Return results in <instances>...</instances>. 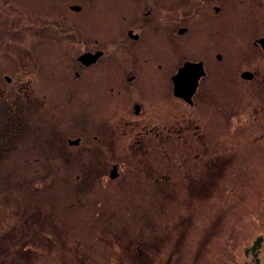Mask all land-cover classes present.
<instances>
[{
    "label": "flooded vegetation",
    "instance_id": "af4514ba",
    "mask_svg": "<svg viewBox=\"0 0 264 264\" xmlns=\"http://www.w3.org/2000/svg\"><path fill=\"white\" fill-rule=\"evenodd\" d=\"M5 3L15 17L11 18V35L5 33L7 17L0 24V190L19 169H69L74 163L72 154H78L77 147L84 138L81 129L85 118L116 117L102 127L104 130L115 121L114 132L121 129L120 134L95 140L98 146L111 148L98 147L102 155L96 163L98 169H107L100 173L107 184V179L121 177L125 186L141 187L142 195L144 187L157 186L170 188L175 198L180 190L203 184L210 186L203 190L208 198L214 184L212 170L218 162V167H223V157L213 160L212 117L221 111L223 117H254L264 125V65L260 61L252 69L246 66L253 58L248 56L244 66L236 70L247 85H240L239 92L235 89L238 98H233V107H229L228 95L211 99L203 93L201 83L208 73L205 57L180 54L179 50L180 39L190 35L198 24L205 30L199 44L210 50L224 68L225 55L240 49L246 39L251 45L258 43L264 54V33L253 34L252 28L264 27V0ZM84 23L97 30L86 31ZM24 26L29 27L30 40L21 45L17 38L21 36L15 32ZM206 37H217L218 41L208 42ZM198 61L203 72L195 85L185 83L176 91L174 74L180 69L199 73ZM186 62L194 65L181 68ZM7 63L12 67L5 70ZM144 68H170L169 86H160L162 95L150 100L145 99L140 79ZM75 124L78 128L71 129ZM67 180L66 176L63 181ZM134 193L131 198L122 196L130 202L126 212L135 217L134 202L140 200ZM190 196L187 192L183 195L186 199ZM166 200L181 203L179 199ZM178 214L171 223L180 218ZM143 228L138 225L134 231L142 233Z\"/></svg>",
    "mask_w": 264,
    "mask_h": 264
},
{
    "label": "rangeland",
    "instance_id": "374dc122",
    "mask_svg": "<svg viewBox=\"0 0 264 264\" xmlns=\"http://www.w3.org/2000/svg\"><path fill=\"white\" fill-rule=\"evenodd\" d=\"M235 9L238 10L236 6ZM226 12L227 9L224 15ZM6 17L5 33L11 35V18L15 16L5 0H0V24ZM73 17L76 19L78 13ZM17 18L22 20L20 16ZM83 27L90 32L97 30L96 26L89 28L86 23ZM252 28L253 34L264 33L263 26ZM204 32L196 24L190 35L180 39V54L205 57L208 73L201 83L204 95L211 99L228 95L226 102L233 107L231 100L238 98L236 91L247 85L236 70L244 66L248 56L253 58L246 66L254 69L259 61L264 65V54L258 49V43L251 45L246 39L240 49H233L225 55L224 68L217 64L210 50L206 51L199 44ZM29 33L27 26L15 32L21 36L17 37L21 39V45L29 44ZM206 40L215 42L218 38L206 37ZM4 67L6 70L12 66L7 63ZM169 69L144 68V76L141 75L140 79L145 99L162 95L160 86L168 87L170 84ZM237 108L241 109V106ZM221 113L212 117L211 149L214 161L223 157V167H218L221 164L218 162L212 170L214 184L208 198L203 190L210 186L197 183H193L198 186L191 189L185 190L184 187L177 198L172 197L170 188L157 186L144 187L155 193L148 191L142 195L141 187L125 186L126 181L121 177L114 181L107 179L111 185L107 184L100 175L107 169H98L96 163L102 155L98 147L111 148L98 146L95 140L109 134H120L121 129L116 134L115 121H111L110 127L103 130L102 125H108L110 119L115 120L116 117H97L96 120L87 117L81 129L84 138L77 147L78 154L75 151L72 154L74 163L69 164V169L37 168L32 169L33 172L19 169L10 182L2 184L0 219L9 214H13L9 216L12 219H15L14 215L25 219L24 224H16V230L26 236L28 243L35 245L41 264V259H47L51 264H70L72 257L77 264H242L243 261L246 264H264V125H259L254 117H223ZM236 113H239L238 109ZM74 128H78L77 124L71 129ZM109 141L108 137L106 142ZM12 170L4 172L10 174ZM45 176L50 180L47 184ZM66 176L68 180L63 181ZM55 177L59 180H54ZM93 182L97 184V192L107 186L119 187L120 192L114 190L115 200L122 199L123 194L131 198L135 190L134 194L140 200L134 202L136 216L126 212L130 208L128 202L125 221L119 219L120 212L116 209L104 208L108 201L114 203L113 197L103 192L96 193ZM139 188L141 190L137 192ZM185 192L191 194L190 198L183 197ZM162 194L165 195L163 199H179L181 203L163 200L160 198ZM94 198L101 200L99 206L93 203ZM2 200L12 207L14 202H18L17 209L4 208ZM92 206H98L95 212H92ZM3 208L7 210L2 213ZM178 212L180 218L171 223ZM138 225L144 226V232L134 231ZM101 228L104 229L98 232ZM106 235L109 236L104 238ZM257 235H261L262 240L254 258L251 250L247 252L245 248L253 244ZM50 249L51 252L48 251Z\"/></svg>",
    "mask_w": 264,
    "mask_h": 264
},
{
    "label": "trees",
    "instance_id": "16d2710c",
    "mask_svg": "<svg viewBox=\"0 0 264 264\" xmlns=\"http://www.w3.org/2000/svg\"><path fill=\"white\" fill-rule=\"evenodd\" d=\"M56 171V170H54ZM58 177V176H57ZM52 178V177H51ZM56 179V177L54 178ZM93 186L95 189L96 193H104L106 196H112L114 203L112 204V201H108L105 205L104 208L106 207H111L113 209H116L117 211L120 212V215L118 216L121 221H125V207H126V199L123 197L122 199L119 198L118 200L114 199V193H116L114 190L117 189L119 192V187L116 186H107L105 188H101L97 192V184L96 182H93ZM107 188L109 190L105 191ZM141 190L140 188L136 190L137 192ZM148 191L152 194L155 193L154 191H151L148 187ZM146 188L144 189V192H148ZM107 192V193H106ZM124 196H127L123 194ZM103 196V195H102ZM156 196H159L156 194ZM165 198V197H163ZM162 198V199H163ZM166 200V199H163ZM15 201V200H14ZM101 200L100 199H93V203L97 204L98 206L100 205ZM130 204V202H128ZM18 202L13 203V207L10 205H7L4 203V208L6 207L7 209H12L13 211L17 209ZM98 206L93 207L92 206V212L96 211V208ZM147 208H149V204L146 203ZM2 209V213L4 210L7 209ZM13 216V214H9V216ZM109 215V212H108ZM2 216V215H1ZM5 217L4 219H0V264H41L39 260L37 259L36 255V249L35 245L32 243H28L26 241V236L23 237V233L20 231H17L16 229V224L20 223L21 225L25 223V219H19L18 217L14 215L15 219H12L11 217ZM104 228H101L98 232H101V230ZM109 235H106L104 238H106ZM102 237V236H101ZM262 236L257 235L253 244L250 247H246L245 251L248 252V250H251L252 254L254 255V258L256 257L257 250L261 244ZM50 244V243H49ZM51 252L52 250H48ZM41 262L43 264H51L47 259H41ZM246 261H243L242 264H246ZM70 264H77L76 259L72 257L70 259ZM81 264H83L81 262ZM87 264H92V263H87Z\"/></svg>",
    "mask_w": 264,
    "mask_h": 264
},
{
    "label": "water",
    "instance_id": "95a60500",
    "mask_svg": "<svg viewBox=\"0 0 264 264\" xmlns=\"http://www.w3.org/2000/svg\"><path fill=\"white\" fill-rule=\"evenodd\" d=\"M261 42H263V39L261 38ZM187 63V62H186ZM183 64V66L181 68H185L186 66H190L189 64L191 65H194V63L192 62H188L187 64ZM195 64L199 65V67L201 68V71L199 73H193V74H190V73H185L183 71V69H180L179 72H177L176 74H174L173 76V81H174V88L175 90L177 91V89L180 87H182L181 85L185 84V83H189L190 87H193L196 83V80L197 78L200 76V74L203 72V68L200 64V62H196ZM244 74V73H242ZM244 75H247V74H244ZM179 82V83H178ZM177 83V84H176ZM77 139L75 138L73 140V142H75ZM114 174V173H113ZM112 174V175H113Z\"/></svg>",
    "mask_w": 264,
    "mask_h": 264
}]
</instances>
